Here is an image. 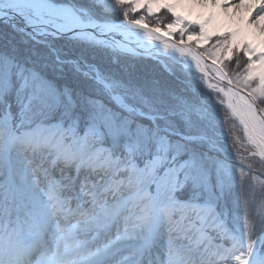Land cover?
Segmentation results:
<instances>
[{
    "label": "snow or ice",
    "instance_id": "6c2138e0",
    "mask_svg": "<svg viewBox=\"0 0 264 264\" xmlns=\"http://www.w3.org/2000/svg\"><path fill=\"white\" fill-rule=\"evenodd\" d=\"M0 264H264V0H0Z\"/></svg>",
    "mask_w": 264,
    "mask_h": 264
},
{
    "label": "trees",
    "instance_id": "16d2710c",
    "mask_svg": "<svg viewBox=\"0 0 264 264\" xmlns=\"http://www.w3.org/2000/svg\"><path fill=\"white\" fill-rule=\"evenodd\" d=\"M161 19L165 20L167 22V15L164 13L160 14ZM130 63L132 66V69L135 71H151L155 66L147 61L142 60L139 57H130ZM223 113V109H221V114Z\"/></svg>",
    "mask_w": 264,
    "mask_h": 264
}]
</instances>
